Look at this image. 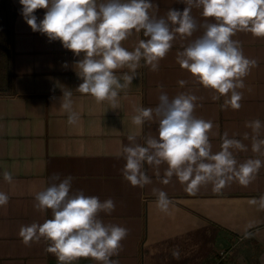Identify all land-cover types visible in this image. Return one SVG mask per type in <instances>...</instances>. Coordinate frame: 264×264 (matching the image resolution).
Wrapping results in <instances>:
<instances>
[{
	"label": "crops",
	"instance_id": "1",
	"mask_svg": "<svg viewBox=\"0 0 264 264\" xmlns=\"http://www.w3.org/2000/svg\"><path fill=\"white\" fill-rule=\"evenodd\" d=\"M153 5L157 17L187 7L183 0H153ZM22 7L19 0H0V192L9 196V202L0 206V264H60L56 254L47 251L50 241L42 238L25 245L19 235L22 226L52 218L51 209L35 207V195L58 183L53 179L57 173L61 180L73 177V192L114 201L115 209L99 217L128 229L118 254L111 257L118 264H214L221 250L227 252L223 264H264V209L250 203L264 196V166L247 186L233 180L215 192L206 184L195 194L187 193L175 175L168 184L161 182L166 164L159 174L144 164L152 183L143 188L132 186L123 175L127 137L136 135L137 142L144 144L148 136L157 135V122H146L142 128L133 124L135 110L154 108L161 92L170 99L181 93L198 98L194 115L212 121L213 152L220 150L227 133L246 146L233 150L239 163L264 161V147L261 152L252 150L254 138L264 139V37L247 31L232 37L244 56L257 62L242 78L244 87L237 89L242 93L241 107L233 109L225 105L230 93L204 87L178 62V53L203 34L207 22H214L193 6L197 31L192 37L177 34L157 70L142 59L113 107L78 90L83 80L77 63L83 53L76 56L59 40L49 41L46 34L34 32L21 14ZM45 11L34 10L37 22ZM146 39L143 30H132L121 44L133 51ZM114 72L121 82L124 74H132L127 67ZM181 80L186 83L181 85ZM65 92L72 93V111L78 115L74 124H69V112L62 107ZM257 119L262 127L254 132L248 125ZM5 171L11 173V182L3 178ZM154 189L163 190L172 201L167 213L157 207ZM177 250L179 259L173 256ZM72 264L102 262L81 257Z\"/></svg>",
	"mask_w": 264,
	"mask_h": 264
},
{
	"label": "clouds",
	"instance_id": "2",
	"mask_svg": "<svg viewBox=\"0 0 264 264\" xmlns=\"http://www.w3.org/2000/svg\"><path fill=\"white\" fill-rule=\"evenodd\" d=\"M182 11L169 9L166 17L153 14V0H19L23 6L21 14L31 29L46 34L49 41L59 40L62 46L76 56L83 53L77 63L81 93L91 94L98 102L108 101L117 106L119 91L130 85L135 71L143 59L153 71L158 69L159 60L165 57L177 34L192 37L198 25L192 15L195 6L201 9L205 18L214 22L204 25L203 34L192 40L177 59L182 68L190 71L204 87L216 90L230 98L225 105L239 109L244 87L243 77L247 76L256 61L244 56L239 41L232 37L237 31L251 32L264 37V0H183ZM36 9H46L43 19L37 22ZM132 30H143L146 40H140L133 50H126L121 42ZM127 67L132 74H124L123 82L114 70ZM184 85L186 81H179ZM71 92L63 93L62 107L69 112V124L76 123L77 113L72 111ZM192 94L181 93L169 98L161 92L154 108L138 107L132 122L142 128L146 122H157V135H150L144 144L137 142L136 135L127 137L130 142L123 147L126 160L123 175L132 186L151 184V178L143 170L147 163L157 170L167 165L163 184H168L175 175L185 186V191L195 194L206 184L219 192L229 182L237 180L247 186L255 174L264 166L261 159H248L239 163L233 150H246L241 141L222 138L220 150L213 152L209 133L211 120L194 115L195 101ZM219 99V96L214 97ZM258 132L262 123L259 119L248 125ZM247 138V136H246ZM264 139H255L254 152H261ZM3 178L11 182L12 175L5 171ZM52 183L45 190L36 193L35 207L40 211L51 209L52 218L43 223L22 226L19 232L25 245L39 242L42 238L50 241L47 251L56 254L60 264H72L81 257H91L102 264H118L111 259L122 247L128 229L106 224L99 213H111L114 201H101L96 196H87L83 191H72L71 175L62 180L54 174ZM157 195L156 204L160 211L167 213L172 201L163 190H153ZM9 202V196L0 192V206ZM251 204L264 209V196L253 198ZM173 256L180 257L179 251Z\"/></svg>",
	"mask_w": 264,
	"mask_h": 264
},
{
	"label": "built area",
	"instance_id": "3",
	"mask_svg": "<svg viewBox=\"0 0 264 264\" xmlns=\"http://www.w3.org/2000/svg\"><path fill=\"white\" fill-rule=\"evenodd\" d=\"M227 252L225 250H221L217 254V258L214 264H223L226 259Z\"/></svg>",
	"mask_w": 264,
	"mask_h": 264
}]
</instances>
